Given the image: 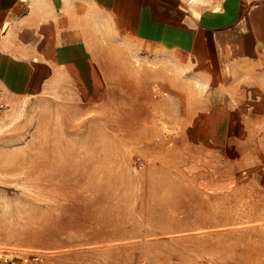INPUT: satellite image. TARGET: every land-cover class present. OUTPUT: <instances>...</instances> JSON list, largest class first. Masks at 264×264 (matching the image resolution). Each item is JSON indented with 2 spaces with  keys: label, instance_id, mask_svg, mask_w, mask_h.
<instances>
[{
  "label": "rangeland",
  "instance_id": "rangeland-1",
  "mask_svg": "<svg viewBox=\"0 0 264 264\" xmlns=\"http://www.w3.org/2000/svg\"><path fill=\"white\" fill-rule=\"evenodd\" d=\"M118 88L102 107L54 94L0 120V247L45 264H264L263 192L244 169L215 189L194 165L208 131L191 96L141 76Z\"/></svg>",
  "mask_w": 264,
  "mask_h": 264
},
{
  "label": "crops",
  "instance_id": "crops-1",
  "mask_svg": "<svg viewBox=\"0 0 264 264\" xmlns=\"http://www.w3.org/2000/svg\"><path fill=\"white\" fill-rule=\"evenodd\" d=\"M139 76L191 96L215 189L244 169L264 196V0H0L4 119L54 94L102 107Z\"/></svg>",
  "mask_w": 264,
  "mask_h": 264
},
{
  "label": "built area",
  "instance_id": "built-area-1",
  "mask_svg": "<svg viewBox=\"0 0 264 264\" xmlns=\"http://www.w3.org/2000/svg\"><path fill=\"white\" fill-rule=\"evenodd\" d=\"M9 109V105L0 99V120ZM0 264H45V259L40 253L22 254L0 247Z\"/></svg>",
  "mask_w": 264,
  "mask_h": 264
}]
</instances>
